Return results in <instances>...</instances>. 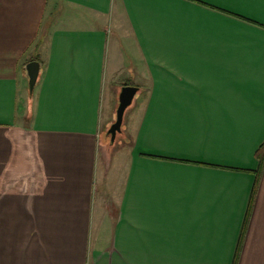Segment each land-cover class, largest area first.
I'll return each instance as SVG.
<instances>
[{
	"label": "crops",
	"instance_id": "crops-1",
	"mask_svg": "<svg viewBox=\"0 0 264 264\" xmlns=\"http://www.w3.org/2000/svg\"><path fill=\"white\" fill-rule=\"evenodd\" d=\"M122 43L143 83L113 154ZM263 142L264 0H0V264H264Z\"/></svg>",
	"mask_w": 264,
	"mask_h": 264
},
{
	"label": "rangeland",
	"instance_id": "rangeland-1",
	"mask_svg": "<svg viewBox=\"0 0 264 264\" xmlns=\"http://www.w3.org/2000/svg\"><path fill=\"white\" fill-rule=\"evenodd\" d=\"M52 4V3H51ZM50 4V9L51 12L48 14L46 20L48 23L51 22H57L58 24H64L63 23V16H64V5L59 4L55 8H51ZM56 23V24H57ZM47 25V24H46ZM112 35H109V41L107 45V59L108 56L111 58L112 56H115L113 53V41H112ZM118 51L117 55H119L120 61H119V69L116 70V76L112 79H109L107 73V67L105 70V86L103 90V112L105 113L107 108L111 105V102L113 100L115 111H113V119L112 122L115 121V112L116 108L118 105V96H119V91L122 85H124L126 82H130V84L136 85V86H141V83H143L142 79L143 77L139 73V67L140 63L139 60L136 56V54H132L130 51V47L124 45L123 43L118 45ZM26 82L23 89H22V105L25 103V96H23V92L25 93V89L28 87V76L26 75ZM126 78V79H125ZM146 77H144L145 80ZM119 88V89H118ZM118 90V93H117ZM140 95L139 93L136 94L135 98ZM131 106V105H130ZM129 106V107H130ZM129 107L127 108L125 115H128L129 112ZM125 120V116H124ZM111 122V123H112ZM110 123V125H111ZM109 125V126H110ZM124 125V121H123ZM109 128V127H108ZM108 128L106 132H104V138H103V143H104V150H111L113 154H115L118 150H120L124 146V139H123V130L124 126H122V131L117 133L116 139L114 142H111V136L108 134Z\"/></svg>",
	"mask_w": 264,
	"mask_h": 264
},
{
	"label": "water",
	"instance_id": "water-1",
	"mask_svg": "<svg viewBox=\"0 0 264 264\" xmlns=\"http://www.w3.org/2000/svg\"><path fill=\"white\" fill-rule=\"evenodd\" d=\"M25 69L28 76L29 96L32 97L41 73L40 61L36 59L29 61L26 64ZM138 91L139 87L133 84H125L121 86L118 96V105L115 112V121L111 123L107 131L111 136V142H114L117 133L122 131L125 112L133 103Z\"/></svg>",
	"mask_w": 264,
	"mask_h": 264
},
{
	"label": "trees",
	"instance_id": "trees-1",
	"mask_svg": "<svg viewBox=\"0 0 264 264\" xmlns=\"http://www.w3.org/2000/svg\"><path fill=\"white\" fill-rule=\"evenodd\" d=\"M125 84H130V82H126ZM124 84V85H125ZM256 157L259 159V162H260V168H262L263 164H264V142L263 144L259 147V149L256 151ZM259 172H261L260 170H258V172H256L257 174V179H256V183H255V186H254V189H253V192H252V195H251V200H250V205L252 204V201L254 199V196H255V191H256V185H258V179H259ZM237 255L235 256V259L233 261V264H237Z\"/></svg>",
	"mask_w": 264,
	"mask_h": 264
}]
</instances>
